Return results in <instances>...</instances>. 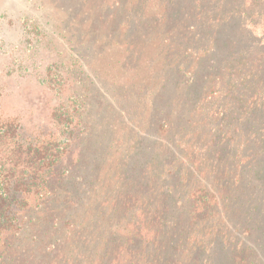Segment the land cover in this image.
<instances>
[{"label": "trees", "instance_id": "trees-1", "mask_svg": "<svg viewBox=\"0 0 264 264\" xmlns=\"http://www.w3.org/2000/svg\"><path fill=\"white\" fill-rule=\"evenodd\" d=\"M110 1L126 41L156 34L158 63L132 89L95 75L118 107L92 80L55 132L0 114V264L20 248L29 264L57 248L81 264H264V0H146L159 13L144 19L141 0Z\"/></svg>", "mask_w": 264, "mask_h": 264}, {"label": "rangeland", "instance_id": "rangeland-1", "mask_svg": "<svg viewBox=\"0 0 264 264\" xmlns=\"http://www.w3.org/2000/svg\"><path fill=\"white\" fill-rule=\"evenodd\" d=\"M109 1L0 0V114L4 119L15 120L14 126L32 137L39 130L55 132L58 119L53 115L72 112L75 92H86L85 83L92 80L101 100L116 106L110 90L98 86L95 75L107 81L110 89L143 84L149 69L158 63L152 53L160 40L155 33L141 30L133 41H126L129 29L123 24L127 20L120 17L115 21V17L113 21L109 7L114 4H107ZM126 3L131 10L135 0ZM141 3L143 17L138 10ZM104 8H109V15L101 20ZM135 11L139 19L159 13L156 3L146 0ZM262 30L258 27L253 32L262 37ZM80 249L39 252L31 264H81ZM93 249L96 258L113 256L112 248ZM30 252L27 263H23L26 253L20 248L8 254L5 264H29ZM73 254L75 260L70 261Z\"/></svg>", "mask_w": 264, "mask_h": 264}]
</instances>
